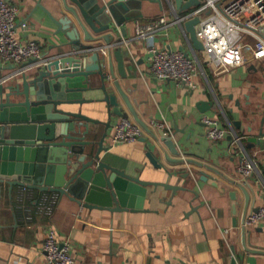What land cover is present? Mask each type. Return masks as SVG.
<instances>
[{
	"label": "crops",
	"instance_id": "crops-1",
	"mask_svg": "<svg viewBox=\"0 0 264 264\" xmlns=\"http://www.w3.org/2000/svg\"><path fill=\"white\" fill-rule=\"evenodd\" d=\"M6 1L20 10L19 38L38 43L43 60L55 57L61 53L60 45L71 42L59 25L65 15L72 17L62 0ZM162 1L163 10L157 3L130 0L136 18L126 26V36L111 31L115 36L111 44L102 35L93 41L82 38V43L102 54L119 46L121 36L129 40V48L121 45L131 55L126 61L128 76L121 77L114 61L117 80L110 79L107 88L117 96L123 117L140 125L142 137L118 143L105 156L135 177L160 183L148 187L144 210H90L67 197L19 187L11 196L5 187L0 193V264H47L43 244L51 229L70 241L76 264H232L234 260L264 264V222L246 231L243 227L254 208L264 207V60L229 70L215 67L205 50L191 46L178 21L194 14L204 0L189 12L178 11L175 0ZM220 6L234 20L264 32V22L248 0H222ZM208 14L209 10L202 12V18ZM160 17L166 18L167 25L153 38L136 36L138 23L147 26ZM248 41L252 43L245 37ZM151 47L189 54L197 63L195 88L156 80L149 71ZM31 66L29 60L7 63L0 57V86L22 81L24 72L32 79ZM85 97L93 102L73 110L100 121L91 126L107 132L109 147L121 116L110 114L113 108L104 101L102 90L87 92ZM203 116L226 127V138L210 140ZM160 122L172 129L178 154L162 141L156 126ZM149 153L160 167L152 163ZM244 156L256 165L247 181L238 173ZM203 175L209 180H202ZM232 193L239 202L238 217L233 215Z\"/></svg>",
	"mask_w": 264,
	"mask_h": 264
},
{
	"label": "water",
	"instance_id": "water-1",
	"mask_svg": "<svg viewBox=\"0 0 264 264\" xmlns=\"http://www.w3.org/2000/svg\"><path fill=\"white\" fill-rule=\"evenodd\" d=\"M89 1L62 0L73 18L65 15L59 25L68 32L71 42L60 45L61 53L55 57L29 60L32 79L24 72L22 81L0 86V193L8 187L12 196L14 188L19 187L67 197L90 210L143 211L148 187L160 183L144 181L110 163L105 156L110 149L105 145L107 132L91 126L100 121L73 110L93 102L85 93L102 90L104 101L113 108L110 114L123 117L118 98L108 92L107 82L117 80L114 61L121 77L127 78L130 52L114 45L108 54H102L82 43V38L93 41L102 35L111 44L115 39L111 31L126 36V26L135 20L136 11L130 0H107L102 4L100 0ZM141 1L157 3L163 10L162 0ZM175 2L180 12L202 4L201 0ZM201 21L202 16L181 21L191 46L199 52L205 50L198 36ZM117 87L121 91L118 83ZM159 133L171 152L178 154L174 136ZM148 156L160 167L150 153ZM202 180L209 178L203 175ZM211 183L218 187L215 181ZM231 196L233 215L238 217L237 195ZM259 209L254 208L252 213Z\"/></svg>",
	"mask_w": 264,
	"mask_h": 264
},
{
	"label": "built area",
	"instance_id": "built-area-1",
	"mask_svg": "<svg viewBox=\"0 0 264 264\" xmlns=\"http://www.w3.org/2000/svg\"><path fill=\"white\" fill-rule=\"evenodd\" d=\"M222 0H204L203 4L194 13L179 17L178 21L187 20L196 16H202V12L209 10L206 18H202L198 26V36L202 41L205 51L211 57L215 67L224 70L237 68L247 62L264 60V32H258L231 18L220 6ZM257 14L264 22V0H248ZM20 10L17 6L6 0H0V57L4 62L22 63L28 60H43L42 48L36 42H23L18 36L17 17ZM165 17L142 26H136V36L139 38H153L154 35L165 27ZM26 27V24H23ZM248 37L247 43L244 42ZM126 45L129 48V40H121L118 45ZM249 51L250 56L246 55ZM105 52V51H104ZM150 73L160 81H174L178 84L195 88L197 75V63L188 57L183 51L150 48ZM134 60V59H133ZM203 123L207 126L206 135L210 140L219 141L229 134V130L221 123L209 116H203ZM166 136H172L173 132L166 122L156 124ZM142 137V128L128 118L121 117L114 127L109 147L118 143H133ZM240 142V138H236ZM255 162L244 156L238 166L239 176L247 181L255 171ZM264 222V207L258 212L250 214L244 221L246 229L256 227ZM43 249L46 253L47 264H76L71 255V243L62 240L56 230L51 229L44 241Z\"/></svg>",
	"mask_w": 264,
	"mask_h": 264
},
{
	"label": "rangeland",
	"instance_id": "rangeland-1",
	"mask_svg": "<svg viewBox=\"0 0 264 264\" xmlns=\"http://www.w3.org/2000/svg\"><path fill=\"white\" fill-rule=\"evenodd\" d=\"M206 56V55H205ZM208 57V55L206 56V58Z\"/></svg>",
	"mask_w": 264,
	"mask_h": 264
},
{
	"label": "trees",
	"instance_id": "trees-1",
	"mask_svg": "<svg viewBox=\"0 0 264 264\" xmlns=\"http://www.w3.org/2000/svg\"><path fill=\"white\" fill-rule=\"evenodd\" d=\"M21 211V210H20Z\"/></svg>",
	"mask_w": 264,
	"mask_h": 264
}]
</instances>
